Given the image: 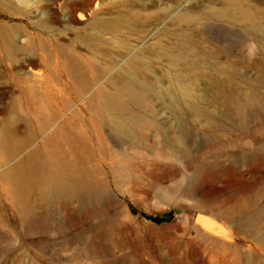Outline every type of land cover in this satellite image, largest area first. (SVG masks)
<instances>
[{"label": "rangeland", "instance_id": "obj_1", "mask_svg": "<svg viewBox=\"0 0 264 264\" xmlns=\"http://www.w3.org/2000/svg\"><path fill=\"white\" fill-rule=\"evenodd\" d=\"M228 1L0 0V129L16 141L34 136L39 128L40 124L29 125L27 120L38 109L35 98L46 91L58 94L50 112L60 107H68L69 111L72 107L74 112L81 109L84 116L93 114L86 110L90 95L81 89L78 78H83V73L90 81L94 77L84 70L86 64L81 69L79 65H72L81 63L80 60L94 65V71L105 68L96 87L106 89L113 88L110 81H116L117 68L139 58L149 61L150 68L146 70L149 77L160 78V85L169 87L168 78L173 71L166 63L164 49L181 51L192 62L208 58L223 66V69H214L202 64L188 72L196 78L194 95L198 103L226 128L208 126L202 116L197 120L193 116L186 117L185 121L175 120L167 106L159 99L150 98L153 118L161 126L166 128L171 122L175 133L185 127L183 138L190 146L192 159L171 154L163 148L159 134L152 135L150 131L143 134V139L153 151L143 147L127 151L130 156L134 151L142 155L136 157L139 162L144 161L143 158L150 164L153 162L149 175L143 176L139 167L134 169V174L139 176L138 188L149 184V192L134 191L130 182L122 184L120 189L110 188L118 202L119 229L114 236L119 245L115 251L119 257L132 253L135 264H248L246 258L255 264L264 263V242L259 233L242 230L216 211L194 207L209 204L217 208L221 198L219 190L242 182H230L224 173L216 179H205L193 165L219 160L226 166L228 160L221 157V150L235 149L243 142L252 143L254 137L264 138L263 107L247 116L245 129L241 130L224 106L232 95L242 97L245 91L260 94L258 97L264 95V25L249 29L237 18L223 20L210 14L211 8H225ZM243 4L264 22V0H243ZM129 11L134 15H127ZM123 15L127 16L121 17ZM192 18L198 22L191 21ZM101 21L115 23L116 33L102 30L98 26ZM180 42L186 45L184 49L180 48ZM50 133L36 138L37 146L51 148L54 141L48 138ZM211 137L217 142L207 145ZM104 139L99 145L118 150L106 135ZM94 144L97 146L95 141ZM4 154L0 148V159ZM165 164L172 167L170 170L178 169L183 177L196 184L200 188L198 194L188 198L177 194L164 196L162 189L176 185V178L166 177ZM241 169L246 171L247 166ZM259 173L264 175V169ZM253 175L245 172L247 179H254ZM255 203L253 219L259 220L264 196ZM3 204L0 215L13 218L14 226L18 227L13 209L5 201ZM67 207L64 201L54 200L42 207L55 221V227L31 236L40 240L39 247L31 246L29 239L23 238L25 245L19 250L23 251L19 264H89L96 259L86 252L84 244L72 240L79 227L70 226ZM155 215L163 216L164 220L158 222L149 218ZM95 221L93 218L92 222ZM257 222L256 230L262 227V222H259L260 227ZM19 242H22L21 237L17 244ZM16 263L11 257L8 264Z\"/></svg>", "mask_w": 264, "mask_h": 264}, {"label": "bare ground", "instance_id": "obj_2", "mask_svg": "<svg viewBox=\"0 0 264 264\" xmlns=\"http://www.w3.org/2000/svg\"><path fill=\"white\" fill-rule=\"evenodd\" d=\"M133 13L129 11L127 15L132 16ZM210 14L223 20L237 18L249 29L264 25L254 10L243 4V0H229L227 7L211 8ZM191 21L198 22V19L192 18ZM98 26L109 33L115 32L118 28L111 21H101ZM185 46L184 42L180 44V48L184 49ZM163 51L167 56L166 63L173 71L168 78L169 87L163 88L158 81L160 78L149 77L146 72L149 61L147 58H139L117 68L116 81L113 79L110 81L113 84L112 89L99 88L96 86L105 68L94 71V65L79 59L81 63L75 62L72 65L76 67L79 65L81 69L86 64L87 68L84 70L94 77L90 81L84 78L83 73V78H78L81 81V89L90 95L85 107L87 112L93 113L92 115L84 116L83 112H80L81 109L74 112L72 107L68 109L69 111L68 107H60L50 112L52 101H55L54 97L57 98L58 94L55 91H46L38 98L39 100L35 98L37 101H34L39 104L38 109H35L32 118L27 120L29 125L40 124L34 136L16 141L0 129V148L5 151L4 157L0 159V209L3 208L5 201L7 206L13 209V217H17L18 221V227H15L13 218L0 215V264H8L11 257L19 264L20 255L23 253L19 250L25 245L23 238H28L33 247L41 246L40 240L31 236L55 227V221L42 210L47 202L53 200L64 201L68 206L70 226L79 227L72 240L84 244L86 252L96 257L89 264H135L132 253H125L119 257L115 251L119 245L118 239L114 236L119 229L116 210L118 202L110 188L115 186L120 189L122 184L130 182L134 186V191L149 192V184L138 188L139 176L134 174V169L139 167L143 176L149 175L153 162L150 164L146 158L139 162L136 157L142 155L134 151L133 156H130L127 151L129 148L137 147L151 148L153 151L143 139V134L150 131L152 135L159 134L163 148L168 149L171 154L178 153L192 159L190 146L183 138L185 127L182 126L177 130L178 133H175L171 122L166 128L161 126L155 117L153 118L151 97L159 99L167 106L175 120L185 121L189 116L196 117L197 120V117L202 116L207 119L208 126L226 128L225 124L217 121L211 112L198 103L197 96L194 95V90H197L195 73L192 76V73L188 72L201 67L202 64L214 69H223V66L215 64L216 62L208 58L192 62L185 58L181 51L171 52L165 49ZM255 95V92L245 91L242 97L232 95L224 104L226 112L232 115L235 125L241 130L245 129L248 115H254L260 107L264 108V95L260 97H258L260 94ZM49 133L48 138L54 141V145L49 149L37 146L35 139L44 138ZM104 135L118 150L99 145L105 142ZM216 142V139L211 137L206 144L214 145ZM220 155L227 158L226 166L215 160L197 163L193 165L194 170L202 173L205 179H216L224 173L230 182L242 184L219 190L221 198L217 208H211L209 204H195L194 207L216 211L220 217L233 221L242 230L256 231L264 242V208L258 212L261 218L253 219L255 202L264 196V175L259 173L264 169V138L254 137L252 143L243 142L235 149H223ZM244 165L247 166L246 171L241 169ZM165 167L166 177L176 178V185L162 189L164 196L173 197L177 194L188 198L198 194L200 188L183 177L178 169L170 170L172 167L169 164H165ZM245 172L254 174V179H247ZM73 203L77 206L74 207ZM93 218H96L95 222H92ZM256 221L259 227V222H262L261 229L256 230ZM19 237L22 242L17 244ZM246 260L248 264H255L249 258Z\"/></svg>", "mask_w": 264, "mask_h": 264}, {"label": "trees", "instance_id": "obj_3", "mask_svg": "<svg viewBox=\"0 0 264 264\" xmlns=\"http://www.w3.org/2000/svg\"><path fill=\"white\" fill-rule=\"evenodd\" d=\"M149 218H151V219H153L155 221H158V222L164 220V217L163 216H157V215L150 216Z\"/></svg>", "mask_w": 264, "mask_h": 264}]
</instances>
